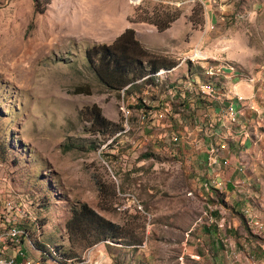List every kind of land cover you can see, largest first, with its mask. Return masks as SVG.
<instances>
[{
    "label": "rangeland",
    "instance_id": "1",
    "mask_svg": "<svg viewBox=\"0 0 264 264\" xmlns=\"http://www.w3.org/2000/svg\"><path fill=\"white\" fill-rule=\"evenodd\" d=\"M166 14H177L169 31L149 22ZM127 27L150 55L172 66L110 88L87 51L110 44ZM203 55L217 59L201 67L195 62L204 64ZM201 71L224 79L263 75L264 0H0V242L6 249L17 252L23 243L28 260L42 264L54 262L44 256L43 263L30 243L49 247L65 264H100L102 254V264H186L180 244L200 215L198 186L177 127L186 123V99L164 91L179 81L216 87L191 76ZM172 111L181 122L175 124ZM83 203L115 229L98 230V220L81 217L68 232L72 209ZM14 230L29 239L6 238Z\"/></svg>",
    "mask_w": 264,
    "mask_h": 264
},
{
    "label": "crops",
    "instance_id": "2",
    "mask_svg": "<svg viewBox=\"0 0 264 264\" xmlns=\"http://www.w3.org/2000/svg\"><path fill=\"white\" fill-rule=\"evenodd\" d=\"M203 56L204 64L195 62L201 67L217 59ZM201 72L190 75L215 81L216 98L183 91L186 83L179 80L164 91L171 99H186V123L177 127H182L186 161L195 165L192 180L198 186L200 215L186 228L179 256L186 264H264V75L224 79ZM172 113L175 124L181 122L179 113ZM19 245L17 252L30 257Z\"/></svg>",
    "mask_w": 264,
    "mask_h": 264
},
{
    "label": "trees",
    "instance_id": "3",
    "mask_svg": "<svg viewBox=\"0 0 264 264\" xmlns=\"http://www.w3.org/2000/svg\"><path fill=\"white\" fill-rule=\"evenodd\" d=\"M176 18L177 14H166L159 20L149 22L156 25L159 31H163L168 28L170 23ZM87 56L99 79L110 88L123 87L127 84L132 85L131 82L134 81L135 77H143L152 72L155 74L159 70L164 69L162 67L172 66L171 62L166 61V57L150 55L135 37L134 29L130 27L125 28L110 44L103 43L94 45L87 51ZM95 58H97V61ZM144 64L149 65L148 71L145 69ZM129 73H132V75L129 76ZM102 121L103 118L101 115L96 113V116H94V123L100 126ZM81 217H84V219H86V217H93L98 220L99 223H97V225L100 228L98 230L111 231L115 229L114 223L104 219L83 203L78 209H72V215L67 222L68 232L72 229L74 220H79ZM78 226L79 224L77 227ZM98 238H102V234H100ZM38 247L39 249L36 247L37 250L35 251H38L39 259L43 263L47 262L43 258L46 256L47 259H52L54 264H65L51 255V249L49 247L44 245Z\"/></svg>",
    "mask_w": 264,
    "mask_h": 264
},
{
    "label": "built area",
    "instance_id": "4",
    "mask_svg": "<svg viewBox=\"0 0 264 264\" xmlns=\"http://www.w3.org/2000/svg\"><path fill=\"white\" fill-rule=\"evenodd\" d=\"M195 55H198L197 52ZM200 57V55H198ZM220 61V60H218ZM213 68H218V66H212ZM264 75V74H263ZM254 79L249 80L250 82L253 81ZM186 88L198 95H204L209 98H216V93H218V89L211 88V89H195L194 84L191 81V84L188 85V87L183 88V91H186ZM175 92V90H173ZM176 94V93H175ZM174 94V95H175ZM238 99H241L240 96L237 97ZM235 119L234 116L231 117V120L233 121ZM176 135L171 136V140L174 141ZM215 162V161H214ZM6 238H21L20 235L18 236H11V231L10 233L7 234ZM6 247L4 246V238L0 242V264H33L28 260V257H25V253L22 251L15 252V254H7L6 253ZM17 255L20 258H17Z\"/></svg>",
    "mask_w": 264,
    "mask_h": 264
},
{
    "label": "bare ground",
    "instance_id": "5",
    "mask_svg": "<svg viewBox=\"0 0 264 264\" xmlns=\"http://www.w3.org/2000/svg\"><path fill=\"white\" fill-rule=\"evenodd\" d=\"M17 233H20L25 239H29V235L25 230H14L12 232V235L15 236ZM30 245L32 249L37 250L36 246L33 243H30ZM31 263L42 264L41 262H38V261H32Z\"/></svg>",
    "mask_w": 264,
    "mask_h": 264
}]
</instances>
